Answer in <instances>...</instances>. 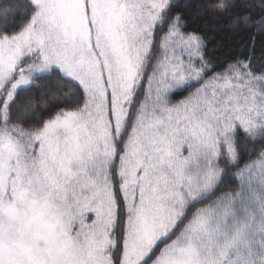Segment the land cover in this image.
<instances>
[{"label":"snow or ice","instance_id":"6c2138e0","mask_svg":"<svg viewBox=\"0 0 264 264\" xmlns=\"http://www.w3.org/2000/svg\"><path fill=\"white\" fill-rule=\"evenodd\" d=\"M0 264H264V0H0Z\"/></svg>","mask_w":264,"mask_h":264},{"label":"trees","instance_id":"16d2710c","mask_svg":"<svg viewBox=\"0 0 264 264\" xmlns=\"http://www.w3.org/2000/svg\"><path fill=\"white\" fill-rule=\"evenodd\" d=\"M177 98H179V97H177Z\"/></svg>","mask_w":264,"mask_h":264}]
</instances>
